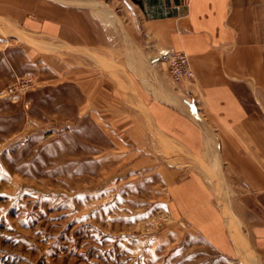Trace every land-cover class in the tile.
Instances as JSON below:
<instances>
[{
    "label": "rangeland",
    "instance_id": "rangeland-1",
    "mask_svg": "<svg viewBox=\"0 0 264 264\" xmlns=\"http://www.w3.org/2000/svg\"><path fill=\"white\" fill-rule=\"evenodd\" d=\"M55 1L116 32L118 49L66 48L0 13V264H264L253 234L264 230V154L255 179L201 164L235 240L228 256L170 211L169 170L198 161L154 129L132 128L146 113L143 65L169 75L132 48L129 36L143 34L136 0ZM234 7L262 60L246 104L264 139V0ZM184 102L196 113L195 98Z\"/></svg>",
    "mask_w": 264,
    "mask_h": 264
},
{
    "label": "crops",
    "instance_id": "crops-1",
    "mask_svg": "<svg viewBox=\"0 0 264 264\" xmlns=\"http://www.w3.org/2000/svg\"><path fill=\"white\" fill-rule=\"evenodd\" d=\"M235 2L136 0L143 34L129 36L132 48L148 57L157 58L155 55L168 49L189 56L195 78L184 83L182 89L174 86L167 72H163V80L159 78L162 73L142 64L148 86L143 85L146 104L142 100L140 103L146 113H135L132 128L145 135L152 128L198 161V166L185 174L178 173L177 168L169 170L170 211L228 256L237 253L235 240L217 202L215 187L201 164L214 174L220 175L225 168L242 180L255 179L261 176L264 154L262 123L246 104L252 79L262 81V60L258 47L243 37ZM0 13L33 34L58 40L66 48L102 51L105 43L114 42L118 49V34L104 29L76 6L55 0H0ZM79 81L83 82L81 78ZM188 94L191 96L183 97ZM189 98L196 99V113L184 102ZM262 227L255 228L253 234L264 259Z\"/></svg>",
    "mask_w": 264,
    "mask_h": 264
},
{
    "label": "built area",
    "instance_id": "built-area-1",
    "mask_svg": "<svg viewBox=\"0 0 264 264\" xmlns=\"http://www.w3.org/2000/svg\"><path fill=\"white\" fill-rule=\"evenodd\" d=\"M155 60L157 63L167 66L172 83L177 89H182L186 82L194 81L195 73L186 52L168 49L161 52ZM28 79L31 80L32 78Z\"/></svg>",
    "mask_w": 264,
    "mask_h": 264
},
{
    "label": "bare ground",
    "instance_id": "bare-ground-1",
    "mask_svg": "<svg viewBox=\"0 0 264 264\" xmlns=\"http://www.w3.org/2000/svg\"><path fill=\"white\" fill-rule=\"evenodd\" d=\"M188 55V54H187Z\"/></svg>",
    "mask_w": 264,
    "mask_h": 264
}]
</instances>
